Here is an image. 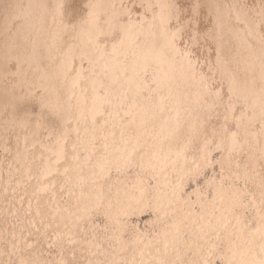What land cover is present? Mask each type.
<instances>
[{"label":"rangeland","instance_id":"1","mask_svg":"<svg viewBox=\"0 0 264 264\" xmlns=\"http://www.w3.org/2000/svg\"><path fill=\"white\" fill-rule=\"evenodd\" d=\"M0 264H264V0L0 1Z\"/></svg>","mask_w":264,"mask_h":264},{"label":"bare ground","instance_id":"2","mask_svg":"<svg viewBox=\"0 0 264 264\" xmlns=\"http://www.w3.org/2000/svg\"><path fill=\"white\" fill-rule=\"evenodd\" d=\"M0 1L2 2L3 0H0ZM148 3H149V2H148ZM148 3H146V4H148ZM151 5H152V4H151ZM153 5H154V4H153ZM148 6H149V4H148ZM146 7H147V6H146ZM251 7L254 8L255 6H251ZM149 8H151V6H150ZM143 10H144V9H143ZM145 10H146V9H145ZM148 10H149V9H148ZM141 11H142V10H141ZM245 11H246V10H245ZM148 12H149V11H148ZM142 14H143V13H142ZM146 14H147V13H145V15H146ZM247 15H248V14H247ZM142 16H143V15H142ZM140 17H141V15H140ZM140 17H139V18H140ZM240 18H241V17H240ZM242 18H243V17H242ZM239 20H240V19H239ZM240 21H241V20H240ZM242 21H243V20H242ZM245 21H246V20H245ZM259 24H260V23H259ZM261 29H262V28H261ZM255 30H256V29H255ZM218 33H219V32H218ZM162 45H163V44H162ZM254 49H255V48H254ZM256 49H257V48H256ZM256 49H255V50H256ZM258 49H259V48H258ZM256 52H260V51L258 50V51H256ZM245 53H247V52H245ZM226 54H227V53H226ZM226 54H225V56H226ZM227 56H229V55H227ZM260 56H261V55H260ZM221 57H222V56H221ZM222 59H223V58H222ZM225 59H226V58H225ZM245 63H246V61H245ZM225 65H226V64H225ZM238 65H239V64H237V67H238ZM245 65H246V64H245ZM247 66H248V65H247ZM233 67H234V66H233ZM233 67H232V68H233ZM244 67H245V66H244ZM249 67H250V66H249ZM256 67H257V66H256ZM234 68H235V67H234ZM169 69H170V68H169ZM228 69H229V68H228ZM253 69H254V68H253ZM257 70H258V69H257ZM233 71H234V69L232 70V72H233ZM242 71H243V70H242ZM242 71H241V72H242ZM245 74L247 75V73H245ZM246 75H245V76H246ZM233 77H234V76H233ZM243 77H244V76H243ZM249 77H250V75H249ZM234 78H235V77H234ZM245 78H247V77H245ZM104 79H105V78H104ZM239 79H240V78H238V80H239ZM251 79H253V78L251 77ZM255 79H256V78H255ZM253 80H254V79H253ZM236 84H237V83H236ZM236 88H237V87H236ZM253 115H254V114H253ZM76 122H77V121H76ZM98 128H99V127H98Z\"/></svg>","mask_w":264,"mask_h":264}]
</instances>
